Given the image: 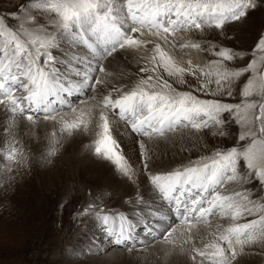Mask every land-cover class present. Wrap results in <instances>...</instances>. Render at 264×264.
Segmentation results:
<instances>
[{
  "label": "snow or ice",
  "instance_id": "snow-or-ice-1",
  "mask_svg": "<svg viewBox=\"0 0 264 264\" xmlns=\"http://www.w3.org/2000/svg\"><path fill=\"white\" fill-rule=\"evenodd\" d=\"M0 11V174L8 180L33 159L51 165L67 139L90 137L84 149L136 185L113 210L101 192L78 210L98 225L82 254L101 245L139 251L154 241L177 249L192 264H238L246 250H264V31L250 53L185 39L247 17L257 0H24ZM145 32L155 40L144 39ZM196 49L214 59L181 66L171 54ZM143 61L131 88L113 82L105 61L127 53ZM251 56L244 67L228 62ZM127 58V57H125ZM186 76L194 77L195 85ZM244 80L241 84L240 81ZM187 88L188 90H184ZM239 96L238 102H227ZM51 123L38 157L19 139ZM217 147L168 170H153L148 144L179 129L228 136ZM139 149L125 151L126 142ZM144 177L140 188L138 177Z\"/></svg>",
  "mask_w": 264,
  "mask_h": 264
},
{
  "label": "rangeland",
  "instance_id": "rangeland-1",
  "mask_svg": "<svg viewBox=\"0 0 264 264\" xmlns=\"http://www.w3.org/2000/svg\"><path fill=\"white\" fill-rule=\"evenodd\" d=\"M23 2L24 0H0V11H14L13 5L18 6ZM261 31H264V0H257V7L249 11L246 18L225 27L223 37L216 30L206 32L203 37L199 33L192 35L198 40L250 53ZM121 53L125 57L128 54L130 76L126 87L131 88L138 76L142 75L139 68L143 66V61L137 63L138 55L134 51ZM211 59H214L211 54L203 52L199 65L202 66ZM250 59L251 56H246L243 60L228 64L230 67H244ZM185 79L190 85L197 83L194 77L186 76ZM243 82L242 79L240 83ZM238 100L237 94L227 102L235 103ZM52 128L51 123L41 124L36 130L41 137L37 141L26 135L28 128L26 122L22 121L19 139L33 157H38L45 143L44 137ZM226 130L230 135H213L207 129L199 133L191 129H179L170 134L167 140H160L170 146L165 159L169 161L173 158V163L165 165L164 169L168 170L189 159L206 155L214 148L233 146L239 130L234 125L228 126ZM173 138H177L180 146H174ZM69 139L51 165L46 166L33 159L30 170L21 168L19 173H11L14 177L12 180L0 174V264H174L173 260H165L164 251H168V248L160 241H154L146 248L137 245L140 250L133 252L105 242L102 246L105 251L96 255L82 254V250L87 248L76 245L78 252L72 253L75 249L74 236L86 228L84 226L90 219L89 216H78L77 212L82 210L81 206L90 196L94 199L101 192L109 193L110 198L106 196L102 202L113 210L124 211L129 206L121 203L123 200L116 193L115 187L106 185L97 175L88 174L82 166L80 170V165H87L91 160L97 159L85 149L82 155L80 152H72L71 146L67 147ZM81 156L84 162L80 161ZM5 163L0 156V165ZM92 239L90 237L89 241ZM246 251L255 253L246 256V264H264V250L253 248Z\"/></svg>",
  "mask_w": 264,
  "mask_h": 264
},
{
  "label": "bare ground",
  "instance_id": "bare-ground-1",
  "mask_svg": "<svg viewBox=\"0 0 264 264\" xmlns=\"http://www.w3.org/2000/svg\"><path fill=\"white\" fill-rule=\"evenodd\" d=\"M189 37L193 40H198V38L194 37L192 35V33L186 34L184 36L185 39H188ZM144 39L155 40V38L152 37L147 32H145ZM120 53H119V55L114 56V57L106 60L105 64L107 65L109 71L112 72L115 76V79L113 80V82L115 84H117L118 86L124 85L126 87L128 77L130 76V74H128L129 73L128 72L129 63L127 61L128 58L125 60V56H123L122 53L121 54ZM171 54L175 57V59L178 62H180L183 66H186V67H187V62L189 60H191L193 62V64L199 65L200 59L203 57V51H198L196 49H184L181 52L179 48H176L175 50L171 51ZM127 57H128V54H127ZM89 139H90V137H88V136H82V135L78 134V135L70 138L69 139L70 141L68 140L69 143H68L67 147L71 146L70 149L72 150V152H80V154H81L84 151V145L87 142H89ZM178 139H180V138H178ZM0 140H1V138H0ZM172 142H174L173 143L174 146H176V147L180 146L177 138L176 139L173 138ZM148 147H149V150L153 156V160L150 164L151 169L164 171L165 170L164 167H166L165 165L173 163V158H170L169 161H167L165 159V155L168 153V150H170V146L168 144H165V143L161 142L160 140H156L152 143H149ZM125 151L128 152L129 154H132L133 152H135L138 155L139 149L136 147H133L131 145L130 141H127ZM83 160H84L83 156H81L80 161H83ZM80 163H82V162H80ZM81 166H82V169L85 170V172H87L88 174L97 175L106 183V185L115 187L114 189H115L116 193L118 195H120L122 200H123V202H121L123 205H125L124 201L126 199L127 194L130 192H134L136 190V185L130 183L126 178L118 175L115 172L114 168L106 162L93 159L90 162H88L87 165H85V164L80 165V170H81ZM138 180H139L140 188L143 189L144 177L139 176ZM126 208L127 209L124 211L130 212L129 207H126ZM84 227H86V228L81 230L79 235H76L73 238V242L75 244V249L73 250L72 253L78 252V250H76V249H78L77 248L78 245H81L82 247L88 249L91 246L89 238L90 237L93 238L94 236L95 237L100 236V233L98 231V225L93 219H89L88 224ZM92 228L94 230H92ZM102 246H104V244L101 245V247ZM165 250H167V249L165 248ZM165 252L166 251H164V253ZM72 253L69 252V254H71V255H72ZM164 257H165V260H166V258L168 260H173L174 264H192V262L190 260H188V258L185 255L181 254L178 249L175 252H172L170 255L165 256V254H164ZM238 259H239L238 264H246V256H241Z\"/></svg>",
  "mask_w": 264,
  "mask_h": 264
}]
</instances>
